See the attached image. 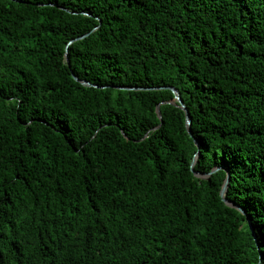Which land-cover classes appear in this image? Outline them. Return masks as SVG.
Listing matches in <instances>:
<instances>
[{
  "label": "trees",
  "instance_id": "obj_1",
  "mask_svg": "<svg viewBox=\"0 0 264 264\" xmlns=\"http://www.w3.org/2000/svg\"><path fill=\"white\" fill-rule=\"evenodd\" d=\"M0 264H264V0H0Z\"/></svg>",
  "mask_w": 264,
  "mask_h": 264
},
{
  "label": "water",
  "instance_id": "obj_2",
  "mask_svg": "<svg viewBox=\"0 0 264 264\" xmlns=\"http://www.w3.org/2000/svg\"><path fill=\"white\" fill-rule=\"evenodd\" d=\"M96 29H97V28H96ZM96 29H95V30H96ZM87 36H88V35H87ZM87 36H83V37L77 38V39H75V40H72V41L69 43L68 46L72 45V44H73L74 42H76V41L83 40V39L86 38ZM66 52H67V54H68V49H67ZM66 60H67L68 64H70V61H69L68 55H67V57H66ZM73 78L75 79V81L80 82V83H81L82 85H84V86H88V87H91V86H92L89 82H86V81H80V80H79L74 74H73ZM120 89H124V90H144V89H127V88H120ZM156 89H159V90H161V89H170V90L175 94V98H176V103H175V105L178 106L181 110H183V111L185 112V114H186V126H187V130H188L189 135L193 138V133H192V129H191V126H192V118H191L190 113H189V111H188V109H187L185 103L183 102V100H182V98H181L180 93L178 92V90L175 89V88H165V87L156 88ZM157 113H158L159 118H161L162 115H161V112H160V109H159V108H158V110H157ZM195 143L197 144L198 147H200V145H199V143H198V141H197L196 139H195ZM197 157H198V155H196V157H195V159H194V161H193V163H192V172H193L195 175L200 176V177H204V178H205L206 176L211 175V173L205 175V174H200V173L195 172V170H194V166H195V164H196V162H197ZM218 170H219V168L215 169L213 172H216V171H218ZM229 182H230V175H228V179L226 180V183H225V185H224V187H223V190H222V192H221V196L223 197V201H224L225 203H227V204H229V205H233V203H230V202L225 198V196H226V194H227V192H228ZM239 209H240V208H239ZM242 212L245 213V211H243V210H242Z\"/></svg>",
  "mask_w": 264,
  "mask_h": 264
}]
</instances>
